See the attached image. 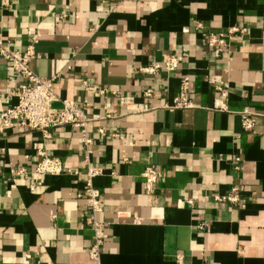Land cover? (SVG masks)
Wrapping results in <instances>:
<instances>
[{"label":"crops","instance_id":"crops-1","mask_svg":"<svg viewBox=\"0 0 264 264\" xmlns=\"http://www.w3.org/2000/svg\"><path fill=\"white\" fill-rule=\"evenodd\" d=\"M234 26L248 35L233 44L231 59L217 60L206 36ZM0 39L20 51L33 46L32 68L58 76V98L98 117L89 130L90 161L104 170L94 180L108 234L102 264H264V0H0ZM177 53L176 74L139 72ZM183 77L192 109L132 116L119 102L153 88L152 106L172 103ZM21 84L0 60V113L17 103L11 94ZM220 84L230 85V113L213 110ZM245 107L263 114L252 133L238 115ZM51 134L18 128L0 136L2 264H91L94 233L78 198L86 179L80 134ZM41 151L79 174L35 175ZM148 167L160 175L153 196L144 190ZM20 169L27 174L17 176ZM235 187L239 206L214 201Z\"/></svg>","mask_w":264,"mask_h":264},{"label":"built area","instance_id":"built-area-1","mask_svg":"<svg viewBox=\"0 0 264 264\" xmlns=\"http://www.w3.org/2000/svg\"><path fill=\"white\" fill-rule=\"evenodd\" d=\"M1 6L11 7V0H1ZM196 28L201 29V24H197ZM247 35L248 30L246 28L234 26L225 34H208L205 39V46L212 51L217 60H229L234 52L233 44ZM0 60L8 63L15 74L22 80L20 87L15 89L11 94L13 98L17 99V103L0 113V136L7 135L18 128L40 133L45 140H51L52 130L59 128L71 127L79 132L82 149L86 155V179L84 183L85 187L78 194V198L84 199L87 203L89 213L84 225L94 233V239L89 251L90 263L102 264V256L105 251L106 242L108 241V234L106 233L105 224L99 219L100 214L103 213L104 196L95 188L94 180L102 176L104 170L94 166L90 161L93 154L94 140L89 130V126L97 121L98 117L89 118L85 109L76 102L58 98L55 90V82L58 76L44 78L39 76L32 68V63L36 60V52L33 46H29L25 51H20L14 49L11 42L0 39ZM182 62V54H172L167 56L163 62H153L140 67L139 72L150 77H155L163 71L169 74H176L180 70ZM85 86L89 87L86 82ZM229 88V84L215 86L219 97L214 102V111L230 113L227 104ZM189 89V78L183 77L181 79L179 96L172 103L159 107L152 106L151 101L156 95L153 88L145 89L140 99L135 96H121L119 97V102L126 109V115L132 116H142L159 109L170 112L181 109H192L195 106L188 98ZM98 93L104 96L117 95V92L109 89H102ZM58 103L61 104L60 108L55 106ZM238 115L240 116L243 130L252 133L256 128L257 118L263 114L250 107H245L238 112ZM99 133L102 136H106V132L103 129L99 130ZM113 137L119 138L120 136L114 135ZM38 155L41 159L34 170L35 175L60 177L66 173L75 176L79 174L78 170H67L61 159L51 157L44 151L39 152ZM240 161V158H237L236 162ZM14 173L17 176H23L27 174V171L26 169H20ZM1 174L0 169V177ZM143 178L145 192L150 196L155 195L160 179L158 171L153 167H148L143 173ZM39 185L41 184L39 183ZM34 189L35 187L31 188L32 191ZM241 194L240 188L235 187L226 195H217L214 201L239 206L242 202ZM188 203L192 205L193 200H189ZM25 257L31 259V254L29 253ZM179 260L181 261L180 258ZM0 264H2L1 254Z\"/></svg>","mask_w":264,"mask_h":264}]
</instances>
